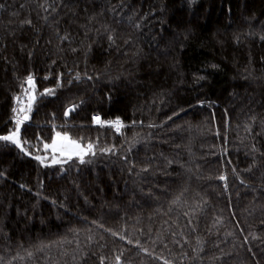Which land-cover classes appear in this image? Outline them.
Segmentation results:
<instances>
[{"label":"trees","instance_id":"16d2710c","mask_svg":"<svg viewBox=\"0 0 264 264\" xmlns=\"http://www.w3.org/2000/svg\"><path fill=\"white\" fill-rule=\"evenodd\" d=\"M30 74L0 264H264V0H0V135Z\"/></svg>","mask_w":264,"mask_h":264},{"label":"snow or ice","instance_id":"6c2138e0","mask_svg":"<svg viewBox=\"0 0 264 264\" xmlns=\"http://www.w3.org/2000/svg\"><path fill=\"white\" fill-rule=\"evenodd\" d=\"M28 23H31L28 21ZM203 79V77H201ZM26 83L28 84V88L24 90V95L26 97L27 102L24 103L21 100L20 96H17L16 102L19 105L17 108H13V119L15 121V130L12 131L8 135H0V140L3 141H9L18 147H20L22 150L27 151V149L24 148V144L27 143V141L22 139L21 136V129L24 126L25 122L30 119L29 113L32 111V107L34 102L36 101V95H34L35 92V80L33 75H28L26 77ZM45 92L49 95L53 94L52 89H46ZM44 93H41L43 95ZM75 106L68 109L65 113L67 115L69 112L74 111ZM94 122L97 125L100 126H108L111 128H114L116 132H121L122 128H124L126 125L123 121L120 120V118H116L112 121L103 120L99 115L93 117ZM135 123V122H133ZM45 149L51 148L54 153H59L60 157H66L67 160H71L73 157H76L80 160L81 163H84V157L86 155H95V144L88 142V143H81L78 140L72 139L67 133H56V139L53 140L52 144H45ZM103 152H111L112 149H101ZM37 160H40L41 163H43V158L40 156L36 157ZM53 163H64L66 162L63 159L53 157ZM220 179H226V177H220ZM113 235H116V233H113ZM123 239V237H121ZM131 243V241H129ZM145 251H147L145 249ZM117 264H121V257H116ZM104 258H101V264H103ZM165 264H169L167 260H165Z\"/></svg>","mask_w":264,"mask_h":264},{"label":"rangeland","instance_id":"374dc122","mask_svg":"<svg viewBox=\"0 0 264 264\" xmlns=\"http://www.w3.org/2000/svg\"><path fill=\"white\" fill-rule=\"evenodd\" d=\"M29 86H28V84H27V88H28ZM34 95H36V99H37V93H36V88H35V92H34ZM21 100L24 102V103H26L27 102V100H26V97H25V95H22V97H21ZM36 102V101H35ZM34 102V103H35ZM33 106H34V104H33ZM17 107H19V105L17 104ZM16 107V108H17ZM32 109H33V107H32ZM30 114H31V112L29 113V116H30ZM13 144V143H12ZM15 145V144H14ZM17 146V145H16ZM18 147V146H17ZM20 148V147H19ZM51 149V148H50ZM51 151H52V149H51ZM53 152V151H52ZM54 153V152H53ZM54 154H57V156H56V158H59V159H65L66 157H60V155H59V153H54ZM87 156V155H86ZM74 158V157H73Z\"/></svg>","mask_w":264,"mask_h":264},{"label":"built area","instance_id":"2783aa9c","mask_svg":"<svg viewBox=\"0 0 264 264\" xmlns=\"http://www.w3.org/2000/svg\"><path fill=\"white\" fill-rule=\"evenodd\" d=\"M97 125V124H96Z\"/></svg>","mask_w":264,"mask_h":264}]
</instances>
